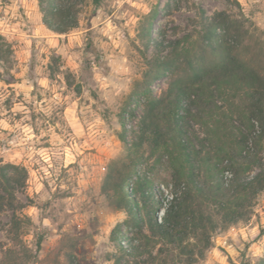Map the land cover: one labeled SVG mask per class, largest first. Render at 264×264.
<instances>
[{
	"label": "rangeland",
	"instance_id": "1",
	"mask_svg": "<svg viewBox=\"0 0 264 264\" xmlns=\"http://www.w3.org/2000/svg\"><path fill=\"white\" fill-rule=\"evenodd\" d=\"M154 10L150 38L178 40L185 58L198 56L205 63L214 56L201 50L206 43L203 29L211 20L226 19L230 33L224 41L231 53L264 76V0H99L97 7L85 0L79 6L77 27L65 34L46 28L37 0H0V167L20 168L7 169L9 175L20 177L9 191L18 208L0 211V261L114 264L117 257L121 264L160 261L153 262L147 253L138 259L121 255L119 247L127 250L131 239L140 235L127 224L115 188L133 157L128 147L147 101L142 89L129 107L133 117L129 113L125 121L126 142L121 140L118 115L132 92L139 90L147 64L166 55L153 44L145 50L140 39L144 17ZM185 72L181 69L172 78L186 77ZM171 79L168 73L153 82L151 95H163ZM206 129L202 124L192 127L200 139ZM143 153L135 173L162 190L165 207L172 188L161 178L169 179L168 170L155 163L157 154L147 149ZM136 181L130 175L124 190L140 207ZM0 195L9 196L1 185ZM250 210L247 220L220 225L210 247L193 264H257L264 256L260 234L264 191ZM163 211L160 208L158 214ZM13 215L21 219L18 231L12 227ZM143 234H148L146 227ZM158 248L150 245L147 251L154 257ZM9 249L16 252L14 259Z\"/></svg>",
	"mask_w": 264,
	"mask_h": 264
},
{
	"label": "trees",
	"instance_id": "2",
	"mask_svg": "<svg viewBox=\"0 0 264 264\" xmlns=\"http://www.w3.org/2000/svg\"><path fill=\"white\" fill-rule=\"evenodd\" d=\"M37 1L43 24L56 34H65L77 27L79 6L85 2ZM91 3L97 7L99 0ZM155 17V10L144 17L140 39L145 50L153 44L156 50H166V55L155 57L147 64L139 90L132 92L118 115L123 131L121 140L126 142L124 132L129 107L142 89L147 101L135 139L128 147L133 157L129 156L127 171L115 184L119 206L128 216L127 224L135 227L140 237L131 239L127 250L120 245L119 249L122 256L129 253L135 259L147 253L153 262L160 260L156 264H193L210 247L211 236L220 225L233 226L248 219L254 199L264 191V76L231 53L224 41L230 33L226 19L211 20L203 29L206 43L201 50H208L214 56L205 63L198 56L185 58L178 51V40L166 43L152 40L150 33ZM219 28L225 30L224 35L217 32ZM181 69H185L186 77L173 79ZM168 73L172 79L166 92L159 97L151 95V84ZM129 117L133 115L130 113ZM194 124L207 127L204 138L194 135ZM145 149L157 154L155 163L165 164L168 170L169 179L161 178L172 188L165 207L161 201L162 190H156L153 181L135 173L142 164ZM252 168L257 171L253 172ZM7 169L20 168L0 167V185L9 194L0 195V211L7 207L14 212L18 207L13 205L10 184L19 183L20 177L15 173L9 175ZM133 174L137 177L135 193L140 196V207L134 196L124 190ZM160 208L164 209L161 215ZM12 225L18 231L21 219L13 215ZM144 227L148 234H143ZM260 234H264V227ZM40 245L41 238L35 243V254ZM150 245L159 246L154 257L148 253ZM8 254L14 259L16 252L9 249ZM121 260L117 257L114 264H121ZM0 264L16 262L3 259ZM132 264H145V261ZM257 264H264V256Z\"/></svg>",
	"mask_w": 264,
	"mask_h": 264
}]
</instances>
